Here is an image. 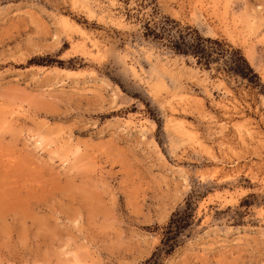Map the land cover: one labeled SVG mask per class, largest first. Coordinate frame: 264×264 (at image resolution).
Here are the masks:
<instances>
[{
	"label": "rangeland",
	"instance_id": "1",
	"mask_svg": "<svg viewBox=\"0 0 264 264\" xmlns=\"http://www.w3.org/2000/svg\"><path fill=\"white\" fill-rule=\"evenodd\" d=\"M185 25L263 86L176 54ZM193 187L163 264H264V0H0V264H142Z\"/></svg>",
	"mask_w": 264,
	"mask_h": 264
},
{
	"label": "trees",
	"instance_id": "2",
	"mask_svg": "<svg viewBox=\"0 0 264 264\" xmlns=\"http://www.w3.org/2000/svg\"><path fill=\"white\" fill-rule=\"evenodd\" d=\"M164 21H170L179 26L177 21L170 20L168 17ZM164 37L168 38V44L176 54L192 56L198 64L206 67L213 61L220 62L227 72L246 79L253 86H263L260 77L239 48H234L217 38L204 37L197 29L188 25L180 26L174 32L171 28L164 26ZM203 195L204 193H197L195 187L192 188L184 202L170 214L166 224L161 228L159 244L142 264H163L167 256L199 231L197 227L201 218L196 215V201ZM253 197H255L253 194L244 197L241 205L247 204ZM237 214L240 213L237 212ZM215 218H217L216 215ZM232 218L241 217L235 215ZM233 223L241 224L242 221L234 219Z\"/></svg>",
	"mask_w": 264,
	"mask_h": 264
},
{
	"label": "bare ground",
	"instance_id": "3",
	"mask_svg": "<svg viewBox=\"0 0 264 264\" xmlns=\"http://www.w3.org/2000/svg\"><path fill=\"white\" fill-rule=\"evenodd\" d=\"M159 84H160V83H159ZM157 88H158V87H157ZM159 88H160V87H159ZM181 126H182V125H181ZM181 126L177 125L178 128H181V129L183 130L184 128H182ZM183 131H186V129H184ZM192 137L194 138V141H196L195 136L192 135Z\"/></svg>",
	"mask_w": 264,
	"mask_h": 264
}]
</instances>
